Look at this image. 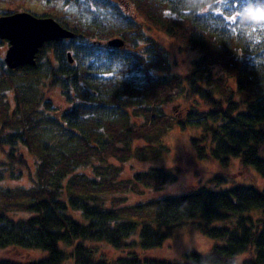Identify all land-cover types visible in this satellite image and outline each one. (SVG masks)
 I'll return each mask as SVG.
<instances>
[{"label":"trees","instance_id":"trees-1","mask_svg":"<svg viewBox=\"0 0 264 264\" xmlns=\"http://www.w3.org/2000/svg\"><path fill=\"white\" fill-rule=\"evenodd\" d=\"M24 10L75 37L46 43L34 67L10 70L0 57V151L9 161L0 166L29 182L0 186V250L45 255L26 264H264V189L201 187L122 204L124 193L177 181L179 169L132 164L166 152L161 141L175 125L201 131L187 141L195 162L232 156L264 175V0H0L1 15ZM158 35L199 53L189 73L175 71ZM114 38L126 47H106ZM178 98L190 107L171 117L165 107ZM254 210L263 217L247 214ZM19 213L29 216H8ZM190 224L223 244L179 261L137 253ZM87 243L130 254L107 261Z\"/></svg>","mask_w":264,"mask_h":264},{"label":"rangeland","instance_id":"rangeland-1","mask_svg":"<svg viewBox=\"0 0 264 264\" xmlns=\"http://www.w3.org/2000/svg\"><path fill=\"white\" fill-rule=\"evenodd\" d=\"M117 1L120 2L123 0ZM127 13L131 14V11H128ZM158 37L164 39L162 41L165 42V46L170 51L175 71L178 74L184 75L189 73L192 67L191 62L199 57V53L196 51L186 50L181 44L172 40H167L165 36L158 35ZM8 47L9 45L6 41L0 45V57L3 59ZM230 85H232V82H230ZM9 96L11 97L10 94ZM50 97L54 102H57L59 106L63 105V102L59 100L58 94L55 91H52ZM189 107L190 104L185 99L178 98L177 101L168 104L165 108L169 116L181 117L186 113V110ZM200 133L201 131L197 129H183L181 126L176 127L175 125L168 131L167 135H165L161 141L163 146L167 148L166 152L162 153L157 158L149 159L143 163L134 161L132 164L143 170H147L150 167H165L173 170L179 169L181 173L177 181L166 184L162 190L155 191L152 190V188L146 189L139 195L124 193L123 196L127 199L123 201L122 204L127 207H132L135 203L139 202L146 204L149 200L158 197L166 195H179L201 187L208 188L209 190H228L234 186L240 185L251 186L258 190L264 189V175L262 176V174L253 166H249L244 169L240 165V160L237 157L230 156L216 158L213 161H200L199 159L195 162L187 147V141L191 136H199ZM22 152L27 160L30 171L35 173L36 165L32 156H30V154L26 151L22 150ZM7 161L8 160H6L4 154L0 151V164L6 163ZM112 162L117 166L119 165V162H116L115 160ZM8 167L11 169L9 165L0 166L1 188H15L19 185L23 186L29 183L27 176L22 177L20 180L11 178L9 170H7ZM125 169V175H129L133 171L130 164H127ZM145 208L149 210L148 206ZM247 214L255 219L263 217V213L260 210H254ZM8 216L11 219L18 220L27 218L29 215L26 213H19L9 214ZM136 237H138V235ZM222 244L223 241L219 239L213 240V238L204 235L194 225L190 224L178 228L172 237L168 238L161 248L150 251H137V253L140 256L142 255V257L179 261L183 259L187 252H196L201 255H206L210 253L212 248ZM87 245L96 251L98 258L102 257L107 261H114L120 256L125 257L130 254L128 251H118L106 243H87ZM44 256L45 255L39 251L31 249L23 250L12 248L5 251L0 250V259H9L21 264L39 260Z\"/></svg>","mask_w":264,"mask_h":264},{"label":"water","instance_id":"water-1","mask_svg":"<svg viewBox=\"0 0 264 264\" xmlns=\"http://www.w3.org/2000/svg\"><path fill=\"white\" fill-rule=\"evenodd\" d=\"M74 37L75 33L52 17H38L25 10L0 16V40L9 45L4 62L10 70L36 66L38 54L46 43ZM105 44L115 49L126 47L121 38L110 39ZM68 59L70 63L74 62L71 52Z\"/></svg>","mask_w":264,"mask_h":264}]
</instances>
